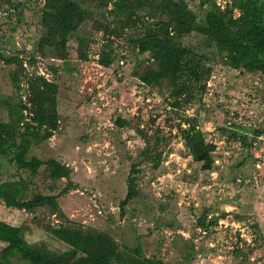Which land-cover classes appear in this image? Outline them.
Masks as SVG:
<instances>
[{"label":"rangeland","instance_id":"obj_1","mask_svg":"<svg viewBox=\"0 0 264 264\" xmlns=\"http://www.w3.org/2000/svg\"><path fill=\"white\" fill-rule=\"evenodd\" d=\"M14 1L24 4L19 22L0 18V122L8 119L6 101L25 103L27 94L13 57H32V63L26 62L28 72L56 85L58 122L48 140L17 148L14 161L2 169L0 183L19 181L20 201L56 195L66 183L46 165L54 160L68 170L71 188L55 201L60 218L44 209L35 215L7 209L0 201V221L19 227L27 244L41 243L54 254L67 252V246L44 226L55 230L65 218L90 233L108 235L124 257L132 256L128 249H137L142 257L161 264H264V141L245 147L238 139L264 128L260 75L231 70L217 60L204 82L205 92L194 93L189 104L172 109L164 86L150 90L138 82L144 57L124 36L111 40L114 62L108 68L97 64L105 41L91 24H105L110 18L96 0H71L88 13L80 28L89 37L84 62L77 59L73 39L64 53L54 48L39 53L43 0ZM184 1L198 19L208 9H199L198 0ZM210 1L220 9L229 3ZM4 6L0 0V8ZM191 121L215 146L209 172H202L183 147L179 129ZM144 136L150 145L156 138L165 140L157 148L161 162L155 169L152 163L140 164L136 195L121 215L125 179L139 161ZM203 215L204 224L216 221L206 230L196 226ZM3 247L0 242V250ZM10 262L25 264L15 256Z\"/></svg>","mask_w":264,"mask_h":264},{"label":"trees","instance_id":"obj_2","mask_svg":"<svg viewBox=\"0 0 264 264\" xmlns=\"http://www.w3.org/2000/svg\"><path fill=\"white\" fill-rule=\"evenodd\" d=\"M96 1L110 18L105 24L97 21L91 24L94 31L102 32L105 41L98 51L97 64L108 68L114 62L111 40L124 36L136 53L144 57L139 64L142 70L137 74L138 82L150 90L164 86L173 100L168 105L172 109L189 104L194 93L205 92L204 82L210 76L212 63L217 60L231 70L259 74L264 82V1L229 0L220 9L210 0H198L199 9L208 6L201 19L188 9L184 0ZM4 3L5 6L0 8L6 13L3 19L14 18L18 23L24 4L14 0H4ZM39 13L41 36L37 51L42 53L46 48H54L64 53L67 42L73 39L77 59L86 61L89 37L82 34L80 28L88 13L71 0H43ZM191 39L192 43L187 42ZM12 60L23 73L27 94L25 103H5L8 119L0 122V175L5 164L14 161L18 147L48 140L58 122L56 85L42 75L28 72L26 62L32 63V57L26 61L16 57ZM139 65H136L137 69ZM11 80L15 82L17 75L13 74ZM116 124L121 126L123 122ZM179 135L190 160L199 164L202 172L211 171V154L215 146L205 141L192 121L186 128L179 129ZM262 135L264 128L251 130L249 137L239 136L238 139L248 147ZM144 142L139 161L130 166L125 179L126 194L118 205L121 215L124 205L136 195L135 175L139 173L140 164L149 162L155 169L161 162L158 143L164 144L165 140L156 138L150 145L144 136ZM46 165L57 179H65V186L56 195H34L20 201L19 181L1 182L0 201L4 208L29 215L44 209L48 215L61 217L55 201L71 188L68 170L54 160L47 161ZM204 217L197 220L196 226L206 230L216 223L208 221L204 224ZM44 231L66 245L68 251L54 254L41 243L29 245L23 240L19 227L0 221V242L4 244L0 250V264H16L10 262L14 256L25 264H161L153 258L142 257L137 249H128L132 256L124 257L118 253L117 244L111 237L99 232L90 233L88 228L75 225L69 219L64 218L55 230L45 225Z\"/></svg>","mask_w":264,"mask_h":264},{"label":"built area","instance_id":"obj_3","mask_svg":"<svg viewBox=\"0 0 264 264\" xmlns=\"http://www.w3.org/2000/svg\"><path fill=\"white\" fill-rule=\"evenodd\" d=\"M5 16H6V13L0 11V18H4ZM257 140L264 141V136L262 135V136L257 137L256 140L252 143V146H255L256 143L259 142Z\"/></svg>","mask_w":264,"mask_h":264}]
</instances>
